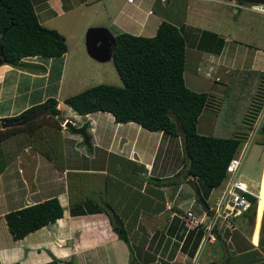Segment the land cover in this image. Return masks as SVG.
<instances>
[{"label":"crops","instance_id":"0c3cea01","mask_svg":"<svg viewBox=\"0 0 264 264\" xmlns=\"http://www.w3.org/2000/svg\"><path fill=\"white\" fill-rule=\"evenodd\" d=\"M33 1L37 16L42 23L44 16L48 19L56 17L68 11L70 8L67 7H72L75 3L87 5L103 0ZM155 1L128 0L139 12L130 18L122 8H117L110 0L112 12L109 14L110 7L107 4L101 13L111 19V24L100 22L96 26L107 27L115 36L116 33L130 31L129 28L137 24L134 31L138 34L153 35L158 23L162 20L157 18L152 9ZM221 2L228 4V0H221ZM95 12L98 13V10ZM234 12L237 10L234 9ZM122 18L126 19L121 21ZM151 24H155L153 30H150ZM224 41L228 42L229 37H224ZM64 56L66 53L59 58L64 60ZM44 57L36 55L23 58L37 65L33 69L20 68L8 63L0 64V117L18 113L34 104L31 102V97L37 92L39 101H43L45 96L42 95V89L48 88L50 83L56 79L55 76L53 79L50 70L41 64L47 62L48 65L50 61L52 64L54 57H46V59ZM215 58L214 55L211 57V62L205 71L207 75L212 74L214 69L212 61L216 62ZM199 61H201V54ZM216 64L220 66V73H216V78L220 80L222 78L231 80L233 75H239L242 71L250 74L253 72L252 75L257 76L258 71L264 73V49L256 47L252 59L243 66L222 65L220 61ZM184 80L187 85L185 76ZM202 89L204 90L192 88L198 92L206 91L207 88ZM55 96L57 98V95ZM19 105L20 107L16 109L15 106ZM65 110L72 116H84L90 119V124L85 120L80 123L72 120L78 126L86 124L90 142L88 146L86 144L85 153H82V157L79 155L77 160L74 153L79 154L82 150L83 137L66 128L64 124L61 128L64 140L61 166L35 149L31 153L29 150L31 146H25L11 161L5 163L0 145V264L14 261L20 264H39L52 257L59 258L60 264H130L131 261L134 264H191L197 255L200 264L218 260L224 256L229 257L228 264H264V142L253 138L255 144L248 159L244 158L239 172L241 179L254 192L255 202L231 218V227L222 226L216 231L218 239L213 243L219 242V247L214 250L209 248L207 250L209 260L201 261L202 249L207 243H211L206 242L199 250L204 233L203 226L208 225L211 220V212L207 211L211 203L207 201L208 206H205L199 199L201 203L195 206L194 213L198 218L203 219L198 226L188 227L179 216L193 205L192 200L187 202V196L186 199L181 196V192L186 191L183 189L186 183L193 185L192 176L176 174L181 169L180 163L174 169L170 168V163L174 161L172 153L178 148L177 136L179 134L148 130L134 121L119 124L108 111L98 110L79 114L70 106ZM102 114H106L107 120L102 117ZM65 118L71 120L68 116ZM108 119L113 122L114 127L111 136L106 131V128L110 130V126L105 123ZM123 124H132V130L136 129L135 134L133 136L131 130L125 131L123 133L128 132V136L121 137V143H118V139L115 143L112 137ZM109 138V143H105L104 141ZM67 140L71 141V147L67 144ZM152 142L153 145L149 144ZM180 142L184 159L182 135ZM112 156L117 157L118 160L125 159L131 164L129 176L116 173L117 166L110 160ZM68 171L91 173L93 174L91 178L96 179L94 174L99 172L108 174L103 181V187L98 189L99 192L91 189L89 197L101 202L100 192L104 195L115 212L123 219L126 231L129 234L130 229L134 231L130 237L138 244L140 252L139 250L131 251L133 255L130 257L127 255V247L113 230L105 211L76 215L70 213L67 189ZM99 184V182L96 184L92 182V185L97 188ZM128 188H130L129 191ZM130 195L135 199H142L146 204L140 202L126 205L127 202L124 201L119 203L120 199H128ZM52 196L58 197L63 205V216L27 233L22 238L14 239L8 230L4 214L9 210ZM197 230L201 231L202 235L192 255L187 250L192 249ZM189 234H191V240L187 250H184V241ZM167 235L174 237V242L171 243L169 240L168 244L164 242Z\"/></svg>","mask_w":264,"mask_h":264},{"label":"trees","instance_id":"16d2710c","mask_svg":"<svg viewBox=\"0 0 264 264\" xmlns=\"http://www.w3.org/2000/svg\"><path fill=\"white\" fill-rule=\"evenodd\" d=\"M5 28L4 35L0 36L3 63L33 69L37 65L23 58L36 55L59 57L67 51L65 36L57 28L40 22L33 0H0V35ZM115 41L112 62L122 84L96 83L66 96L64 102L79 114L108 111L117 122L134 121L148 130L181 134L184 165L176 174L192 176L198 198L208 206L203 195L205 192L197 180L206 192L221 182L226 174L228 160L243 140L242 130H232L227 136L198 132L197 122L202 110L209 104V95L204 91L192 90L185 84V39L177 25L162 19L153 35L123 31L115 34ZM251 81L255 86L254 92L242 109L245 112L244 123H248L244 127L245 135L255 125L264 103V73L258 71ZM57 103L56 97L48 96L17 114L0 117V143L3 144L1 151L5 163L11 161L25 146H31L57 165H62L63 118ZM34 115L52 117L54 121L52 124H37L36 117H32ZM255 135L256 140L264 142V122H260ZM10 143H13L11 150L5 147ZM91 175L67 172L70 213L76 215L105 211L119 238L129 242L123 219L104 195L100 192L101 202L89 197ZM247 196L253 204L255 197L251 194ZM63 210L58 197L52 196L9 210L4 218L12 237L18 239L62 217ZM216 236L217 240V233ZM190 237L191 234L184 241V250L189 246ZM200 238L197 233L192 249L187 250L190 254L193 255ZM224 260L228 264L229 257L202 264H221ZM39 264H60V259L52 257Z\"/></svg>","mask_w":264,"mask_h":264},{"label":"rangeland","instance_id":"374dc122","mask_svg":"<svg viewBox=\"0 0 264 264\" xmlns=\"http://www.w3.org/2000/svg\"><path fill=\"white\" fill-rule=\"evenodd\" d=\"M109 1L110 0H103L102 2L87 5L75 3L72 7H67L70 8L68 11H64L62 14L52 17L51 19L44 16V20L42 21L44 25L57 28L65 36V41L68 46V50L65 52L66 56H64V60H61L59 57H54L52 64L51 61L48 62V65L46 64L47 62L41 63L47 67L48 70H50L52 73L51 77L54 79L55 76L56 78L52 83H50L48 88L42 89V95L45 96L43 100H45L48 96L56 97L55 95H57L58 100H60L57 103V107L60 109V115L63 118L61 125H63L67 120L65 118L66 116L70 117L71 120H75L76 123H80L82 120H85L90 124L89 118L84 116H72L70 113L66 112L65 109L69 106L64 102V98L66 96L76 93L87 86L100 82L117 85L122 84V80L112 62V59L107 61H98L88 56L85 47V34L88 27L99 25L100 22L111 24V19H109L106 14L101 13L104 6L107 4L110 7L109 14L112 12ZM112 1L117 8H122V10L127 13L130 18L139 13L134 8L135 6H132L128 0ZM142 5L144 6L143 3ZM152 9L155 11L154 14L157 18L171 21L175 25L179 26V30L185 37L186 50L183 75L186 78L188 87L197 90H204L202 88H207L204 92L209 95V104L204 107L199 116L197 122L198 132L227 136L232 133V130H242L243 140L240 142L237 152L240 153L244 144L248 143V149L245 156V159H248L251 149L255 144L254 139H256V137L254 136V139H251L252 130L250 129L246 135L244 134V127L248 123H244L245 112H242V109L243 106L247 104L248 98H250L254 92L253 89L255 86L251 83L254 76L246 71H242L239 75H235L233 78L231 77V80H227V78H222L220 80L219 78H216V73L218 74L221 71L220 66H218L216 62L220 61L222 65H232L234 67H239L240 65L243 66L252 59V54L254 53L256 47L264 49V14L246 8L238 9L230 4L221 2V0H168L167 2H165V0H156ZM234 9H236L237 12H234ZM95 10H98V13H96ZM125 19L126 18H122L121 21H124ZM154 26L155 24H151L150 30H153ZM134 27H137V24L130 27V31L128 32L138 34L134 31ZM224 37H229V41L225 42ZM200 54L201 61H199ZM213 55L214 58H217H215L216 62L212 61L214 69L212 70L211 75H207L205 71L210 64L211 57ZM44 59H46V57H44ZM198 62L200 63L197 64ZM37 94L38 92L35 96L32 95L31 97V102H34V104L36 102H40ZM19 107L20 105L15 106L16 109ZM32 117H36L35 123L37 124L42 122H50L52 124L54 121L52 117L40 115H34ZM102 117H105V120H107L106 114H102ZM259 117H261L262 122H264V103L258 118ZM105 123L110 126V130L106 128V131L109 133V136H111L114 128L112 126L113 122L108 119V122L105 121ZM118 123L120 124V122ZM121 127H123V130H121ZM132 127V124L121 125L120 130L117 129L112 137V141L116 143V140L118 139V143H121V137L125 138L128 136V132H123L128 130H131L132 135L134 136L136 129L132 130ZM177 139L178 148L176 151H173L172 154L174 155V161L170 163V168L173 169L179 163L181 164V167L184 165L183 152L180 149V134L177 136ZM109 140L110 138L104 142L109 143ZM67 144L70 145V147L72 145L70 140H67ZM149 144L153 145V142ZM0 145L2 148L3 144L0 143ZM12 145L13 143H10L9 145H5V147L11 150ZM81 146L84 148L82 147L80 153H74L76 160L79 155L82 157V153H85L87 149L85 143H82ZM29 150L31 153L35 151L32 147L29 148ZM110 160H112L111 163H114V165L117 166V174L126 176L130 175L131 164L129 162L121 158L118 160L115 156H112ZM94 176L97 177V179L91 178L90 176L92 182H95V184L99 182L100 184L98 188L97 186L95 187V185H92V189L99 192L98 189L103 187V181L107 178L108 174L99 172ZM197 182L198 185H200L201 190L205 192V194H203L205 201H209L211 204L215 203L216 191L212 190V193L210 194L211 189H209V192H206L205 187L200 184L199 180H197ZM183 189L186 191H182L181 196L185 199L187 196V202L192 200L193 205H191L190 208L195 210V206H197L198 203H201L199 201L198 194L196 193L195 186L191 183H186ZM129 190L130 188H128V191ZM128 191L126 192L127 196ZM129 197L128 199H120L119 203L124 201L127 202L126 205L138 204L140 202L146 204V202L142 201L140 198L135 199L132 195ZM183 207H185V205H183ZM238 214L240 213H237L236 215ZM133 232L134 231L130 229L131 235H133ZM197 232L198 238H200L202 234L199 230H197ZM130 234L127 231L129 242L122 239L124 241L123 243L127 247V255L129 257L133 255L131 252L132 249L133 251L139 250L140 252V248L137 246L138 244L132 240ZM195 234L196 232L194 235ZM168 240L172 243L174 242V237L167 235L164 242H167L168 244ZM218 244L219 242L212 244L207 243L202 249V255L200 257L201 261L209 260L207 250L209 248L211 250L217 249V247H219ZM129 263L134 264L132 261Z\"/></svg>","mask_w":264,"mask_h":264},{"label":"built area","instance_id":"2783aa9c","mask_svg":"<svg viewBox=\"0 0 264 264\" xmlns=\"http://www.w3.org/2000/svg\"><path fill=\"white\" fill-rule=\"evenodd\" d=\"M227 3L238 9L246 8L264 14V2L231 0ZM260 122L261 117L257 119L255 125L251 129V139L256 134ZM247 149L248 143L244 144L240 153L236 151L234 155L230 157L226 164L225 176L218 185L211 188V191H216V202L207 207V211L211 212V220L208 225L203 226L204 233L200 242V249H202L206 242L213 243L216 240L217 236L215 230L217 231L222 226H226V228L231 227V218L236 216L237 213H241L242 210L246 209L252 203L247 194L254 195V192L249 189L246 182L241 179L239 175ZM168 207H170V205H168ZM179 216L188 227H195L203 222V219L198 218L191 208L180 213ZM191 264H200L198 255L193 259Z\"/></svg>","mask_w":264,"mask_h":264},{"label":"water","instance_id":"95a60500","mask_svg":"<svg viewBox=\"0 0 264 264\" xmlns=\"http://www.w3.org/2000/svg\"><path fill=\"white\" fill-rule=\"evenodd\" d=\"M246 2H264V0H238ZM6 28L2 30L1 37L4 35ZM116 41L114 34L105 26H90L85 34V47L88 55L98 61H107L112 59L113 50ZM2 48L0 45V64L3 63ZM64 126L71 131L82 135L85 144L89 145V135L86 124L75 125L72 120L67 119ZM197 190V189H196ZM198 193V190H197ZM225 264V260L221 263Z\"/></svg>","mask_w":264,"mask_h":264},{"label":"bare ground","instance_id":"6f19581e","mask_svg":"<svg viewBox=\"0 0 264 264\" xmlns=\"http://www.w3.org/2000/svg\"><path fill=\"white\" fill-rule=\"evenodd\" d=\"M261 208V207H260Z\"/></svg>","mask_w":264,"mask_h":264},{"label":"flooded vegetation","instance_id":"af4514ba","mask_svg":"<svg viewBox=\"0 0 264 264\" xmlns=\"http://www.w3.org/2000/svg\"><path fill=\"white\" fill-rule=\"evenodd\" d=\"M238 1V0H237Z\"/></svg>","mask_w":264,"mask_h":264}]
</instances>
